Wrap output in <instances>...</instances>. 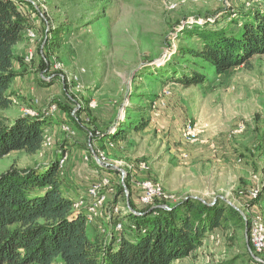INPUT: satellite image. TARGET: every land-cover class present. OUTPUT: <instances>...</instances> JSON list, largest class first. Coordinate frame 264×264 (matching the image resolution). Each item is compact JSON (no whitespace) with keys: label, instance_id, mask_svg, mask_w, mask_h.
I'll return each mask as SVG.
<instances>
[{"label":"rangeland","instance_id":"rangeland-1","mask_svg":"<svg viewBox=\"0 0 264 264\" xmlns=\"http://www.w3.org/2000/svg\"><path fill=\"white\" fill-rule=\"evenodd\" d=\"M245 1L248 5L247 0H46L47 10L43 16L34 15L35 23L46 25L48 29L61 26L65 31L63 43L47 49V55L43 52L46 39L42 31L36 33L34 41L27 35L28 52L33 56L29 63L25 62L27 68L36 73L34 82L38 94L35 100L42 103L40 109L57 101L74 107L73 114L83 107L85 110L78 118L82 127L102 133L113 131L119 122L126 123L127 127L128 121L137 119L131 105L137 103L139 95L158 96L166 88L172 95L147 129H130L126 138L116 143L88 138L85 129L69 119L67 111L60 109L52 115L57 122L47 131L53 146L35 154L13 151L5 155L0 159V174L12 165L46 163L62 148L69 155L64 172L71 165L72 156H76L81 168L87 169V177L74 170L78 181L85 180L90 186L96 180L94 175H100L99 170H102L103 176L111 178L113 187L107 202L100 208L101 214L87 218V232L92 240L102 228L108 231L114 225L113 207L129 208L126 179L137 208L141 206V190L136 181L148 179L160 183L177 200L191 196L212 202L220 198L232 202L250 219L257 213L264 219V54L255 55L248 65L217 75L212 69L201 68L182 52L178 60L185 67L197 69L208 77L204 84L190 87L175 81L163 82L146 74L150 71L147 68L163 65L181 45H200L195 38L180 32L184 25L197 18H200L199 23L225 24L228 10ZM255 1L264 3V0ZM25 51L22 57L28 54ZM55 61L64 65L66 79L78 77L79 90L75 88L76 83L65 86L57 81L50 86L38 85L39 73L50 78L59 75L52 69ZM17 65L19 63L14 64L15 70H26L23 69L25 64ZM9 90L17 105L0 110V119L28 109L12 87ZM59 121H67L73 133L63 131ZM188 123L202 129L199 141L193 144L183 137ZM240 126L243 131L237 132ZM100 153L105 157L101 159L105 164L95 160L97 166L93 159L95 155L100 158ZM84 154L90 156V162L82 159ZM61 157L58 155V159ZM142 165L146 169H141ZM121 185L127 190L126 200L118 192ZM255 189H259L260 196H252ZM79 191L68 192L79 194ZM83 193L77 208L89 215L87 208L92 199L85 191ZM211 238L183 263L264 264V254L252 253L261 261L259 263L249 259L242 227L221 230Z\"/></svg>","mask_w":264,"mask_h":264},{"label":"trees","instance_id":"trees-1","mask_svg":"<svg viewBox=\"0 0 264 264\" xmlns=\"http://www.w3.org/2000/svg\"><path fill=\"white\" fill-rule=\"evenodd\" d=\"M247 1L248 5L245 1L228 10L225 24L218 21L199 23L200 18H197L184 25L180 32L195 38L200 45H181L179 52L171 54L163 65L147 68L150 71L146 74L190 87L204 84L208 77L197 69L185 67L178 60V54L182 52L191 56L201 68L212 69L217 75L239 65H248L255 55L264 54V3ZM37 12L31 0H0V110L17 105L9 89L22 72L16 71L14 64H27L25 56L16 55L14 48L23 41L27 30L37 34L42 31L43 39H46L43 46L46 55L47 49L63 43L64 28L48 29L46 25H37L33 19ZM52 69L59 75L50 79H46V75L39 76V85L50 86L57 81L66 84L63 72ZM171 95L166 97V105ZM137 98V103L131 105L137 119L131 123L128 121L127 127L126 123L119 122L113 131L102 133L82 127L78 118L85 110L83 107L73 114L74 107L68 103H56L59 109L69 113V119L85 129L88 138L104 140L107 144L125 139L130 129L141 131L151 124L155 117L153 106L160 95H139ZM23 100L26 101L21 104L36 110L37 114L1 117L0 159L13 151L40 152L47 131L54 123L52 115H46L25 97ZM64 123L68 124L67 121ZM65 151L62 148L46 163L24 167L12 165L0 174V264H184L183 261L205 246L208 238L221 230L239 227L243 228L247 238L249 259L261 262L255 256L264 253L256 252L250 239L251 219L226 200L217 198L207 202L188 196L177 201L155 199L149 205L140 202L141 206L137 208L128 179L125 185L131 209L121 210L112 219L115 223L127 219L135 224L136 229L118 231L114 223L107 232H97L92 240L87 232L88 219L82 209L76 207L84 193L68 192L74 189V183L59 167L58 155ZM93 161L98 166L95 159ZM124 190L121 185L118 192L126 200Z\"/></svg>","mask_w":264,"mask_h":264},{"label":"built area","instance_id":"built-area-1","mask_svg":"<svg viewBox=\"0 0 264 264\" xmlns=\"http://www.w3.org/2000/svg\"><path fill=\"white\" fill-rule=\"evenodd\" d=\"M31 1L35 5V7L38 9L37 13L38 14L40 13V15L43 16V13H45L47 10L44 5L46 0H31ZM26 34L31 38L32 41L35 40L36 38L35 31L29 29L27 30ZM32 56H33L32 52H28V54L25 56V61L29 63L32 59ZM53 68L55 70L64 71V74H62V78H63V81H65L66 71H65L64 65L61 62L55 61L53 63ZM46 79H50V77H46ZM66 80H67L66 84L69 86L73 85L72 83H76V86H75L76 90L77 89L79 90L81 88V85L79 83V79L77 76L67 77ZM66 84L64 85L66 86ZM171 94L172 92L170 89L166 88L163 90L162 94L160 95L159 100L154 103V106H153L154 116H159V113H161V110L166 106V97L170 96ZM35 102L37 103L38 100H35ZM43 111L46 113V115H53L59 112L60 109L58 107V104L52 103L48 107H46ZM24 114L36 115L37 112L33 109H27ZM61 128L63 131L67 133H73L71 126L66 123H63L61 125ZM201 130L202 129L197 127L195 123H188L185 127L184 134H183L184 141H186L187 143H191V144L198 142L199 141L198 136L201 133ZM242 131H243V127L240 126V130H238L237 132H242ZM52 146H53V141L51 137L48 136V134H46L42 150H46L48 148H51ZM99 156H100L99 158L100 160L101 159L104 160L105 158L104 155L100 153ZM68 158H69L68 153L66 151L63 152L62 157L59 158L60 169L63 170V168L65 167L67 163ZM82 159L86 161L87 163L90 162L88 155L84 154ZM94 159L98 161L96 158ZM141 169H146V166L142 165ZM112 185L113 184H112L111 178L109 176H103L100 179L93 181L91 185L87 187L85 192L90 197V199H92L91 205L87 208V212H89V215H86L87 218L90 217L91 219L93 216H97L98 214H101L100 208L103 203L107 202L110 192L112 191V187H113ZM136 185L141 190L140 202L143 205H149L153 203L155 199H163V200H171V201L177 200L174 195L167 193L164 190V187L160 183H156L148 179H143L140 181L137 180ZM125 192L127 193L126 189H125ZM258 192H259V189H255L252 193V196L256 197L258 195ZM78 204H76V207L78 206ZM125 209L127 210L129 208L125 207L122 210H125ZM120 212L121 210L118 208V206L113 207L112 215H117ZM125 228H127L129 231H132L136 229V226L135 224H132L130 221L129 222L128 220L126 221V219L118 220L115 223L116 230L122 231ZM101 232L102 233L107 232V229L102 228ZM250 239L254 246L255 251L258 253H264V219L258 213L251 218Z\"/></svg>","mask_w":264,"mask_h":264},{"label":"crops","instance_id":"crops-1","mask_svg":"<svg viewBox=\"0 0 264 264\" xmlns=\"http://www.w3.org/2000/svg\"><path fill=\"white\" fill-rule=\"evenodd\" d=\"M29 47H30L29 38L27 37V34L25 33L23 41L21 43L17 44L15 46V48H14L15 54L22 56L21 53L23 52V50L26 49L25 52H28ZM17 66L20 67L21 65L19 64ZM15 68H16V66H15ZM25 68H26V70L24 72H23L22 69H17L16 70V71H19L20 73L22 72V74H24V75L22 76L23 78L21 77V75L16 78V80H15L13 86H12L13 90H14L15 94L19 96L21 102L22 101H24V102L26 101V100H23L24 97H25V99H27L28 101L30 100L38 109H40L39 106L42 103H39V102L36 103L35 102V95L37 93V89H36V85H35L36 83L34 81H35L36 73L33 72L34 69H32V68H29V67L27 68V66H24L23 69H25ZM38 76L42 77L44 75L39 73ZM44 108H46V107H43L41 110H43ZM55 122H57V121H55ZM59 122H60L61 125L64 123L62 121H59ZM53 125L54 124H52L51 126H53ZM68 149H69V146H68ZM72 160L73 161H72L71 165H69V168L66 167V171L65 172L63 171V175L69 181L74 183L73 191H76L77 189H79L80 190L79 193H83L87 189V187L89 186L88 182L85 181V180L78 181V179L76 177V173H75L74 170H77L78 174L81 173L84 177H87L89 175L87 173V169L86 168H81L80 165L78 163H76V156H72ZM99 171L101 173L100 175H97V174L94 175V176H96V180L100 179L104 175L102 170H99Z\"/></svg>","mask_w":264,"mask_h":264},{"label":"water","instance_id":"water-1","mask_svg":"<svg viewBox=\"0 0 264 264\" xmlns=\"http://www.w3.org/2000/svg\"><path fill=\"white\" fill-rule=\"evenodd\" d=\"M95 158H96V159L98 160V162L101 163L102 165L105 164L104 161H101L97 155H95ZM121 171H123V170H121ZM122 173H123V175H125V172H124V171H123ZM196 198H198V197H196ZM200 199L203 200L202 198H200ZM227 202H228L229 204L233 205L235 208L238 209V207H237L236 205H234L232 202H230V201H228V200H227ZM128 206H129V208L131 209V206L129 205V203H128ZM163 207H167V206L164 205ZM241 213L244 215L243 212H241ZM255 257H256V256H255ZM256 259H258V257H256ZM258 260H259V259H258Z\"/></svg>","mask_w":264,"mask_h":264},{"label":"bare ground","instance_id":"bare-ground-1","mask_svg":"<svg viewBox=\"0 0 264 264\" xmlns=\"http://www.w3.org/2000/svg\"><path fill=\"white\" fill-rule=\"evenodd\" d=\"M90 157V156H89Z\"/></svg>","mask_w":264,"mask_h":264}]
</instances>
